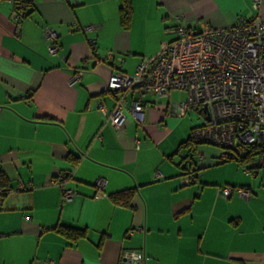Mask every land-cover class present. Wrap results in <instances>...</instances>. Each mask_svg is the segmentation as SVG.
<instances>
[{"label":"crops","instance_id":"obj_1","mask_svg":"<svg viewBox=\"0 0 264 264\" xmlns=\"http://www.w3.org/2000/svg\"><path fill=\"white\" fill-rule=\"evenodd\" d=\"M14 1L0 0V169L11 186L0 196V264H120L125 250L141 251L142 264H264V179L255 181L264 166H251L250 182L209 181L205 171L187 182L169 158L190 133L178 102L146 95L143 122L124 107L119 130L100 110L114 104L107 82L118 57L134 73L173 38L171 27L264 20V0L258 8L254 0H131L129 29L120 25L121 0H24L20 22ZM47 28L57 33L53 55ZM229 183L251 196L223 197ZM127 188L130 205L115 204L110 194ZM58 225L85 228L87 237L70 241Z\"/></svg>","mask_w":264,"mask_h":264},{"label":"built area","instance_id":"obj_2","mask_svg":"<svg viewBox=\"0 0 264 264\" xmlns=\"http://www.w3.org/2000/svg\"><path fill=\"white\" fill-rule=\"evenodd\" d=\"M260 1L254 0L253 7L258 8ZM13 16L17 22L22 20L20 10L15 9ZM169 31L173 38L164 42L154 56L143 58L134 73L121 69L111 73L107 89L114 91V104L109 109L100 104L106 123L114 130L122 128L126 120L124 107L142 123L145 95L169 97L172 89H183L187 98L175 105L177 115L194 109L209 117L207 125L194 130L196 141L213 140L230 147L236 142H264V20L257 16L227 28H214L196 20L179 23ZM44 35L48 53L56 54V31L47 28ZM122 63L118 57L117 65ZM80 75L77 72L71 81ZM134 91L137 95L130 96L128 105ZM135 146L139 147V139ZM58 185L63 199H71L74 191L62 181ZM103 185V179L96 181L97 195ZM222 193L227 195L230 189L226 187ZM239 194L250 196L242 189ZM142 258L141 251L125 250L120 264H142Z\"/></svg>","mask_w":264,"mask_h":264},{"label":"trees","instance_id":"obj_3","mask_svg":"<svg viewBox=\"0 0 264 264\" xmlns=\"http://www.w3.org/2000/svg\"><path fill=\"white\" fill-rule=\"evenodd\" d=\"M28 6H30L28 1L16 0L14 1L13 12L15 9L20 10L23 20L24 17L28 15ZM132 10L133 6L131 0H121L119 6V21L123 29H129L130 27ZM95 52L96 50L94 48L93 54H95ZM114 64L116 65L114 58H112V67L115 66ZM116 67L118 66L116 65ZM120 69L123 71L122 66L118 67L116 71ZM110 93L112 96L114 94V91H110ZM136 95V91L130 94V96ZM189 111L190 110H188L182 116H185ZM197 112L199 115L203 116V123L197 126H192L190 128V134L185 139L180 141L174 153L169 156L170 160H172L175 165L181 170L180 176H182V178H187V182L197 181L200 177V172L202 173L211 165L222 164L228 161H235L237 165L243 166L248 172H254V169L251 168V166H254V164L264 166V142L262 141H256L254 143L236 142L234 147H230L222 143H217L213 140L196 141L193 135L194 130L209 123L208 120H206V116L203 111L197 110ZM208 149L210 151H216L217 154H206L205 156L203 150ZM174 157L178 160L174 161ZM198 158L201 160L205 158V161L208 163H203L202 160V162H200L201 164H199V160H196ZM70 160L74 163L76 162V158L74 157H70ZM65 176L66 175L62 176V178H66ZM157 176H160V173L155 177ZM226 187L230 189L229 194L224 195L222 193L223 197L226 198L231 197L234 193L240 195L239 191L241 189L248 191L250 193V196L252 194V192L249 191V189H247V187H245L244 185L238 186L233 184L222 185L220 189L221 192H223V189ZM10 190V180L6 173L2 169H0V196L4 197ZM134 194L135 191L133 188H127L110 194V198L117 205L128 206L130 205ZM54 229L63 234L70 241H75L79 238L87 237V231L85 228L58 225L55 226Z\"/></svg>","mask_w":264,"mask_h":264},{"label":"rangeland","instance_id":"obj_4","mask_svg":"<svg viewBox=\"0 0 264 264\" xmlns=\"http://www.w3.org/2000/svg\"><path fill=\"white\" fill-rule=\"evenodd\" d=\"M148 45L155 44L159 42V37L155 36L150 38L148 41L142 40L140 43L144 45L145 43ZM170 101L182 102L187 98V92L183 89H172L170 91ZM186 122L184 123L185 131H189V128L192 126H197L203 123V116L199 115L198 112L194 109H190V111L185 115ZM190 133H186L185 136H188ZM199 159V158H198ZM198 159H196L198 161ZM235 161H228L222 164H216L207 168L202 174V178H206L209 181L213 180H222L225 182H250L253 179V172L247 173L243 166L237 165ZM238 167V169H236ZM256 183H259L262 179H264V169L261 168L259 174L255 177ZM247 180V181H246ZM224 184V183H223ZM230 184V183H229Z\"/></svg>","mask_w":264,"mask_h":264},{"label":"water","instance_id":"obj_5","mask_svg":"<svg viewBox=\"0 0 264 264\" xmlns=\"http://www.w3.org/2000/svg\"><path fill=\"white\" fill-rule=\"evenodd\" d=\"M206 120H209V117L208 116L206 117Z\"/></svg>","mask_w":264,"mask_h":264}]
</instances>
